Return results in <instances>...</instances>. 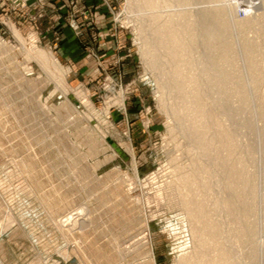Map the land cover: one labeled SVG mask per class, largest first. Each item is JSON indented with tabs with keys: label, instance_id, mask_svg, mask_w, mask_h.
I'll use <instances>...</instances> for the list:
<instances>
[{
	"label": "rangeland",
	"instance_id": "1",
	"mask_svg": "<svg viewBox=\"0 0 264 264\" xmlns=\"http://www.w3.org/2000/svg\"><path fill=\"white\" fill-rule=\"evenodd\" d=\"M233 263L264 264V0H0V264Z\"/></svg>",
	"mask_w": 264,
	"mask_h": 264
},
{
	"label": "bare ground",
	"instance_id": "2",
	"mask_svg": "<svg viewBox=\"0 0 264 264\" xmlns=\"http://www.w3.org/2000/svg\"><path fill=\"white\" fill-rule=\"evenodd\" d=\"M215 1H223V0H215ZM151 7H155V5L153 4V2L151 3ZM211 8V7H210ZM226 8V7H225ZM227 9H228V7H227ZM227 9H226V11H222L221 12V14H220V16L222 17L223 15H229V11H227ZM210 11V10H209ZM218 11H220V9L218 10ZM232 11V10H231ZM210 13H211V11H210ZM210 13H207V14H210ZM218 13V12H217ZM212 14V13H211ZM154 15V14H153ZM215 15H216V13H215ZM213 16V15H212ZM218 16V15H217ZM218 18H220L219 16H218ZM223 18V17H222ZM221 18V19H222ZM211 19V18H210ZM225 20V19H224ZM223 20V21H224ZM216 21H218V20H216ZM219 21H220V19H219ZM229 23H230V21H228ZM232 23H234L233 21H231ZM229 23H227L228 25H231V24H229ZM236 23V22H235ZM184 24V23H183ZM216 24H218V23H216ZM215 24V25H216ZM221 24V23H220ZM185 25V24H184ZM215 25H214V28H215ZM186 26V25H185ZM222 26H223V24H222ZM221 26V27H222ZM217 27H218V25H217ZM227 27V26H226ZM211 28V27H210ZM219 28V27H218ZM217 28V30H219ZM218 32V31H217ZM221 32V31H220ZM219 32V33H220ZM220 35V34H219ZM195 41L196 42H198L197 41V38L195 39ZM182 42H185V41H182ZM182 42H180V40L177 38V36L176 35H174V33L172 32V35H165V43L167 44V45H171L172 47H178V46H184V44L182 43ZM221 42V41H220ZM228 43V42H227ZM180 44V45H179ZM233 45V44H232ZM231 46V45H230ZM254 48V47H253ZM176 50V49H175ZM176 54H178V53H176ZM179 56V55H178ZM250 62V61H249ZM251 65V64H250ZM254 68V67H253ZM216 69H218V66H216ZM215 70V69H214ZM255 72H256V70H254ZM257 73V72H256ZM255 73V74H256ZM251 74H253V73H251ZM258 75V74H257ZM179 77V76H178ZM180 78V77H179ZM255 78V77H254ZM253 82V81H252ZM255 82V84L257 83L256 82V80L254 81ZM250 84V83H249ZM252 84V83H251ZM258 84V83H257ZM248 85V84H247ZM182 86V85H181ZM226 90V89H225ZM227 92V91H226ZM226 97V96H225ZM225 97H223L225 100H227V98H225ZM220 99L222 100V97H220ZM202 116H203V114H202ZM248 182H249V177L246 179V178H244V183L247 185V188H248ZM259 187L257 186V184H256V182L254 181V184H250V190L252 191V193L254 194V199L256 198V195H259ZM251 195V194H250ZM252 197V198H253ZM259 198V197H258ZM258 200V199H257ZM256 209V208H255ZM193 211H195V210H193ZM82 212H83V210L82 211H75V213L74 212H69L68 214H67V219L66 220H62V225L63 224H65L66 222H72L73 223V221H74V218L75 217H77V216H80V215H82ZM198 212V211H197ZM194 213V212H193ZM257 214H259V213H257ZM199 215V214H198ZM194 216V215H193ZM194 218V217H193ZM197 218V217H196ZM200 219V218H199ZM199 219H198V221H199ZM71 223V224H72ZM65 226V225H64ZM252 228H254V227H252ZM256 228H258V227H256ZM247 229H249V228H247ZM246 229V230H247ZM246 230H245V233H246ZM250 230V229H249ZM260 230V229H259ZM251 231V230H250ZM250 231H249V233H250ZM252 232V231H251ZM254 233V232H253ZM256 233V232H255ZM252 234V233H251ZM250 234V235H251ZM247 236H248V234H247ZM251 236H253V234L251 235ZM255 236V235H254ZM253 236V237H254ZM201 237H202V235H201ZM200 239V238H199ZM256 238H254V240H255ZM259 248V247H258ZM224 250H225V248H223ZM258 251V250H257ZM260 251V250H259ZM256 252V251H255ZM229 253V252H228ZM258 253V252H257ZM224 254V253H223ZM230 254V253H229ZM227 255V254H226ZM257 255V254H256ZM225 256V255H224ZM229 256V255H228ZM226 257V256H225ZM230 260V259H229ZM232 261V260H231ZM230 262V261H229ZM233 262V261H232ZM223 263V262H222ZM234 264V263H233ZM237 264V263H236Z\"/></svg>",
	"mask_w": 264,
	"mask_h": 264
}]
</instances>
